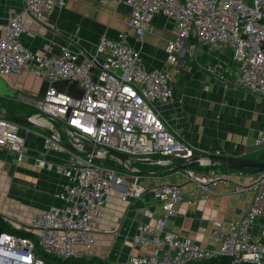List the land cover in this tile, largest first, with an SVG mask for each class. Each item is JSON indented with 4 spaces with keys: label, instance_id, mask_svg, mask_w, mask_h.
<instances>
[{
    "label": "built area",
    "instance_id": "built-area-1",
    "mask_svg": "<svg viewBox=\"0 0 264 264\" xmlns=\"http://www.w3.org/2000/svg\"><path fill=\"white\" fill-rule=\"evenodd\" d=\"M70 0H23L21 11L10 12L0 36V75L21 73L25 66L48 81L47 91L37 101L39 118L59 122L67 138L56 132L46 135L43 148L46 155L59 152L62 160L38 159L64 178L55 192L58 203L34 211L28 223H7L31 231V237L0 231V264H52L38 254L62 259L79 255L92 256L96 243L95 226L105 214L106 198L115 183L122 184L118 165L105 162L108 156L119 164L129 161L109 154L113 149L129 155L155 158L166 165L192 160L195 147L171 131L155 109V103L174 101L170 65L182 59L195 60L202 48H231L238 72L226 76L222 64L210 67L225 83L242 87L264 97V0H120L130 8L129 26L141 38L151 28L157 15L176 23V35L167 44V60L163 68H147L141 54L130 45L128 32L112 38L100 36L96 50L84 55L64 48L60 55L35 53L22 37L32 33L23 24V15L36 19L53 14ZM77 1V0H73ZM58 81L75 83L81 96L58 89ZM22 124L0 118V149L14 152L18 161L27 156ZM257 146L264 144V135L255 138ZM207 161L202 160L205 166ZM186 176L197 183L196 190L209 198L214 189L227 181L216 167L197 172L186 170ZM131 196H140L144 188L137 184ZM237 191L252 190L254 196L248 210L223 231V222L215 221L211 235L214 244L201 245L189 236L165 231L167 220L176 213V205L185 198L177 182L156 185L151 191L162 201L165 213L158 224L140 223L133 244L153 247L130 258L129 264H189L192 261L228 256L230 264H264V229L254 236L252 227L264 209V171L249 183H239ZM189 204L195 200L187 198ZM151 216L150 210L146 211Z\"/></svg>",
    "mask_w": 264,
    "mask_h": 264
},
{
    "label": "crops",
    "instance_id": "crops-1",
    "mask_svg": "<svg viewBox=\"0 0 264 264\" xmlns=\"http://www.w3.org/2000/svg\"><path fill=\"white\" fill-rule=\"evenodd\" d=\"M23 0H0V36L11 11H21ZM131 11L120 0H70L66 6L53 14L36 19L23 15L24 26L32 33L22 37L24 44L35 53L60 55L64 48L84 55L93 53L103 34L115 38L120 32H128L129 42L142 56L147 68H163L167 60V44L176 35V23L164 15H157L141 38L129 26ZM85 53V54H84ZM222 64L227 77L233 78L238 65L233 59L230 47L222 45L216 49L202 48L195 60L182 59L177 65H170L171 85L174 101L155 103V109L168 128L192 144L197 154L214 153L239 156L246 160L264 162V144L257 146L255 138L264 135V97L250 93L242 87L225 83L219 75L209 69ZM15 94H0V112L19 117H34L39 110L36 106L48 88V81L33 75L27 66L18 74L0 75ZM58 89L71 95L81 96L77 84L58 81ZM41 119L46 121L41 123ZM34 121L56 133L65 131L63 126L49 118H34ZM22 134L26 138L27 156L18 161L14 152L0 149V164L9 167L7 193L20 199L13 204L19 211L15 223L30 222L31 215L40 208L58 203L55 192L64 178L53 169L42 167L38 159L62 160L64 155L52 152L46 155L43 139L51 135L43 129L22 124ZM66 133V132H65ZM137 161H129L130 166L119 164L114 158L105 162L118 165L123 183H115L106 198L105 214L95 226L96 243L94 254L111 264H129L134 255L153 250V247L134 246L133 239L140 223L157 225L165 210L161 200L155 199L151 188L168 182H177L185 196L176 205V213L165 224V231L181 236H189L201 245L211 246L212 229L217 220L223 222L222 230L237 220L249 208L254 192L237 191V184L249 183L259 175L254 168L197 165L181 169L166 165L155 158L144 159L134 155ZM207 161L208 160H204ZM181 164V160H175ZM111 164V165H112ZM195 167H198L195 169ZM219 168L229 178L220 183L209 198H204L197 183L186 176V170L207 171ZM137 184L145 190L140 196L129 193ZM187 198L195 200L189 204ZM150 210L151 216L146 211ZM11 216V215H9ZM264 229V209L252 227L254 236H260ZM92 256L79 255L77 258Z\"/></svg>",
    "mask_w": 264,
    "mask_h": 264
},
{
    "label": "water",
    "instance_id": "water-1",
    "mask_svg": "<svg viewBox=\"0 0 264 264\" xmlns=\"http://www.w3.org/2000/svg\"><path fill=\"white\" fill-rule=\"evenodd\" d=\"M0 94L12 95V96L15 94L6 85V82L4 81L3 78H0ZM0 118H6L14 122L20 123V124L31 125V126L43 129L51 135L55 134L53 131L49 130L47 127L34 121L32 117H19V116H14V115H7V114L0 112ZM109 154L117 158H120L123 161H137L138 160L132 155L125 154V153H122V152H119L113 149L109 150ZM109 158L110 157L108 156V159ZM202 160H208L206 166L234 167L237 169H243L247 167V168H254L258 170L259 172L264 171V162L262 161H252V160L243 159L239 156L214 154V153L197 154L192 160L185 162V163H181L177 167L181 169H188V168H191L197 165H201Z\"/></svg>",
    "mask_w": 264,
    "mask_h": 264
},
{
    "label": "trees",
    "instance_id": "trees-1",
    "mask_svg": "<svg viewBox=\"0 0 264 264\" xmlns=\"http://www.w3.org/2000/svg\"><path fill=\"white\" fill-rule=\"evenodd\" d=\"M198 167H195V169ZM1 219V217H0ZM0 231H8L12 232L18 235L31 237L35 240L36 236L31 231L22 230L14 227L12 224L7 223L6 221H3V223L0 225ZM38 254L41 255L43 258H45L48 262L52 264H111L107 260L92 256L88 258H77V257H70L68 259H62L54 254L45 253L40 249L38 246L37 248ZM189 264H230V258L228 256H221V257H213V258H207L202 260H197L190 262ZM243 264H254V263H243Z\"/></svg>",
    "mask_w": 264,
    "mask_h": 264
},
{
    "label": "rangeland",
    "instance_id": "rangeland-1",
    "mask_svg": "<svg viewBox=\"0 0 264 264\" xmlns=\"http://www.w3.org/2000/svg\"><path fill=\"white\" fill-rule=\"evenodd\" d=\"M62 135L67 138L65 131H61ZM113 161H110L112 164ZM7 164H4V168L2 164H0V225L3 221H7L6 216L11 215V217L17 218L19 211L13 205L16 204L20 199L13 196L12 193H7L6 188L8 187L9 180H12V173L9 167H6ZM37 241V238H35Z\"/></svg>",
    "mask_w": 264,
    "mask_h": 264
},
{
    "label": "bare ground",
    "instance_id": "bare-ground-1",
    "mask_svg": "<svg viewBox=\"0 0 264 264\" xmlns=\"http://www.w3.org/2000/svg\"><path fill=\"white\" fill-rule=\"evenodd\" d=\"M34 118H36V116H34L33 119H34ZM38 121L41 122V123L46 122V121H43V120H41V119H38Z\"/></svg>",
    "mask_w": 264,
    "mask_h": 264
}]
</instances>
